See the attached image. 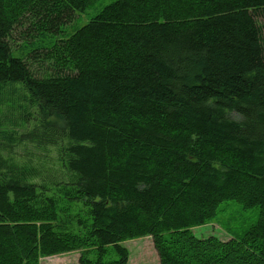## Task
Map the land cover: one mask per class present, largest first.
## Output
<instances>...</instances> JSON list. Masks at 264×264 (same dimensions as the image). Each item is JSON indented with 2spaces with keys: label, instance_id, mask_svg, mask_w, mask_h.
Returning a JSON list of instances; mask_svg holds the SVG:
<instances>
[{
  "label": "trees",
  "instance_id": "1",
  "mask_svg": "<svg viewBox=\"0 0 264 264\" xmlns=\"http://www.w3.org/2000/svg\"><path fill=\"white\" fill-rule=\"evenodd\" d=\"M94 1L0 0V133L38 118L15 144L70 171L0 144V264H124L144 235L158 264H264V0H114L68 32ZM224 200L257 221L196 236Z\"/></svg>",
  "mask_w": 264,
  "mask_h": 264
},
{
  "label": "rangeland",
  "instance_id": "2",
  "mask_svg": "<svg viewBox=\"0 0 264 264\" xmlns=\"http://www.w3.org/2000/svg\"><path fill=\"white\" fill-rule=\"evenodd\" d=\"M113 1L114 0H96L85 9L77 12L76 20L75 22H72L71 28H69L70 30L68 32L87 22L100 9ZM257 20H261V23H264V20L261 17H257ZM231 114V116L237 118V115L234 112ZM34 118L35 117L32 115L29 116L24 121L22 127L15 128V131H7L9 132L8 135L1 132L0 135L3 137L5 143L2 141V137L0 136V144H6L8 147L12 146L19 142L23 137L27 138L26 135L29 133L32 137H35V132H40V129L37 128L39 124L36 123L41 121H39L38 118ZM0 130H7L5 124H0ZM4 136L6 137L4 138ZM29 144V142H25L21 145L15 144L13 148L14 153L18 152L27 154L29 158L33 156L27 152L28 150L38 154L40 156L41 163L44 164V171L49 168L51 171L50 173H53L56 176L60 174V178H56L57 180L64 179V177L69 174L70 171L62 165L55 146L51 147L48 153H45L41 152L39 149L31 151V146ZM31 161L33 163L36 162L34 158H31ZM258 214L259 209L257 206L244 208L236 201L224 200L219 203L216 214L212 216L207 223L193 227L192 231L198 237L213 235L218 237L220 240H228L231 237H240L251 224L257 221ZM121 244L124 245L129 252L128 258L124 264H158V254L154 248L152 237L150 235L128 238L121 241ZM78 256V251H69L51 256H42L39 261L40 264H79Z\"/></svg>",
  "mask_w": 264,
  "mask_h": 264
}]
</instances>
